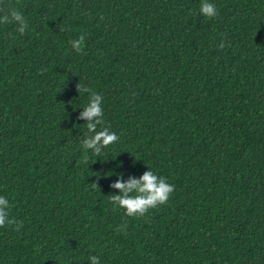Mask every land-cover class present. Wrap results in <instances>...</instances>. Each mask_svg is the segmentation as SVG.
Returning <instances> with one entry per match:
<instances>
[{
    "label": "trees",
    "instance_id": "obj_1",
    "mask_svg": "<svg viewBox=\"0 0 264 264\" xmlns=\"http://www.w3.org/2000/svg\"><path fill=\"white\" fill-rule=\"evenodd\" d=\"M208 2L0 0V264H264V0ZM77 85L119 136L87 165ZM148 170L168 202L113 211Z\"/></svg>",
    "mask_w": 264,
    "mask_h": 264
},
{
    "label": "clouds",
    "instance_id": "obj_2",
    "mask_svg": "<svg viewBox=\"0 0 264 264\" xmlns=\"http://www.w3.org/2000/svg\"><path fill=\"white\" fill-rule=\"evenodd\" d=\"M200 12L208 19L218 16L216 6L213 3H209L208 0H202ZM8 24H16V31L20 35H24L29 28L27 19L15 8L0 12V25ZM69 43L75 52L84 54L85 35H81ZM225 46V43L221 42L218 47L223 49ZM77 91L79 94L81 92L90 94L89 103L83 108L84 110L78 117V119L86 121L87 132L84 134V139L81 141L80 146L85 153L81 162L87 165V153L89 150L92 155L100 156L104 149L119 140V136L115 132L110 131V125H107L104 120L103 97L83 85H77ZM92 185L95 187L98 184L92 183ZM111 187L119 190L118 195L110 197L113 211L123 209L125 216L132 218H143L149 210L166 204L174 191V185L169 184L165 178L154 174L152 170L145 171L139 179L130 177L126 183L117 180ZM8 208V200L0 196V228L6 225H16L17 228L23 227L22 222L9 218ZM126 228L127 225L123 224L117 228V231L126 234ZM89 260L90 264H100L97 256H90Z\"/></svg>",
    "mask_w": 264,
    "mask_h": 264
}]
</instances>
